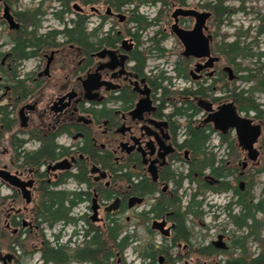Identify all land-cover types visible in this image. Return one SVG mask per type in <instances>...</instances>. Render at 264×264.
<instances>
[{
  "label": "flooded vegetation",
  "instance_id": "af4514ba",
  "mask_svg": "<svg viewBox=\"0 0 264 264\" xmlns=\"http://www.w3.org/2000/svg\"><path fill=\"white\" fill-rule=\"evenodd\" d=\"M37 1L0 0V264H111V228L130 241L116 264H264V227L256 237L253 224V206L264 199V102L260 113L239 110L243 60L225 45L247 33L224 39L219 0H55L57 9ZM143 6L158 7L157 15L141 14ZM137 15L151 25L138 30ZM50 20L64 27L44 30ZM65 27L73 33L49 35ZM257 33L264 36V17ZM151 56L163 64L151 65ZM190 125L209 136L194 150ZM221 149L225 159L215 154ZM204 150L219 170L192 184L195 152ZM192 186L203 208L220 198L209 244L195 232L207 228L204 219L191 215L190 240L177 241L184 231L176 216L187 211ZM244 196L250 219L240 226L233 217ZM58 252L67 257L48 260Z\"/></svg>",
  "mask_w": 264,
  "mask_h": 264
},
{
  "label": "trees",
  "instance_id": "16d2710c",
  "mask_svg": "<svg viewBox=\"0 0 264 264\" xmlns=\"http://www.w3.org/2000/svg\"><path fill=\"white\" fill-rule=\"evenodd\" d=\"M62 1V5L64 7H70L71 3L75 0H60ZM120 2L121 0H111L112 3L115 2ZM126 3H130L129 0H122ZM152 1H157V0H152ZM219 5L220 9H221V20L223 21L225 18L230 16L229 13V8L227 6H225V2H223L222 0H219ZM215 6H213V9L215 11ZM64 13V11H63ZM135 19H133V21L136 23H138V30H145L146 28H148L151 23H149L147 21V19L143 16H135ZM35 27H40L39 24L35 25ZM82 28H84V25L82 26ZM73 33V31L71 29H69L68 27H65L63 30H54L49 32V35L51 36L52 34L55 35H71ZM243 44V45H242ZM226 52L229 51H235L237 53V57H241L243 61H250L252 64H250L248 67L242 68L240 71H244L246 74L240 76V80L248 85H250L247 89H238V93H237V103H238V107L239 110L241 112H247L249 113L250 111H255L256 113H260L262 112L261 109V104L257 101L255 95L260 93V94H264V63H262V60L264 58V53H253L251 52V50L249 49V45H245V42L242 41H237L234 44H226ZM32 48V47H30ZM22 51L25 52L24 48H22ZM228 59L231 63H234V59L230 58V56H228ZM242 65V64H240ZM251 66L253 68H251ZM230 93V89L228 91ZM189 130H190V148L192 150H194V143L198 142V143H202L203 145H205L207 143V141L209 140V136L206 135L205 131H201L199 129H194L191 125L189 126ZM227 141V138L226 140ZM232 143V142H231ZM232 146L234 147V144L232 143ZM200 148V147H199ZM198 148V149H199ZM197 149V150H198ZM204 149V148H203ZM202 149V150H203ZM44 152H39L38 154V158H40L41 156H43ZM195 158H196V163L197 164H192V169H191V173H190V180L191 183L193 184L194 181L198 182L199 184H202L203 181L201 180L202 177L204 176L205 172L210 170L212 175H216V173L218 172L219 169L216 168V156L213 153L207 152L206 150L201 151V152H195ZM201 161V162H200ZM201 163V164H200ZM195 174H197V176H195ZM207 190H211L213 192H217V191H221L218 189H215L213 187L207 186L206 188ZM227 189V188H226ZM197 195L198 194H192L191 196V200L190 203L188 205L187 211L184 213V215L181 216H176V222H179L178 225H182L180 226L181 230L184 231V234H181V237H179L177 239V241H181V242H188L190 240V234L185 232L184 226L186 225V221L188 220V216L191 215L193 216L196 220L198 221H203L204 219V215L205 212L203 210V205L204 202L203 201H197ZM57 197H59L60 195H56ZM241 204H242V211L240 212L239 215L233 217L235 219L236 222H238L240 224V226L243 225H248L249 224V219H250V209H251V205L249 203L248 198L246 199V197L244 196V199L240 200ZM170 207L174 208V211L178 214H180V208L178 205H176L174 202L169 203ZM254 209V215H253V224H254V234L257 236H261L262 233H260V231L263 229L264 227V219H258L257 215L258 213H264V199L260 200L258 203H256L253 206ZM248 211V212H247ZM148 215H144L143 216V221L144 223H147L150 221V216L157 214L155 211H151L150 213H147ZM216 218V215L214 216ZM260 230V231H257ZM111 234H110V261L111 264H116L115 262H113V259H116V252L121 253V255L123 254L124 250H126L129 245H130V241L129 239L120 241L119 237H120V233L116 228H111L110 229ZM251 236V235H250ZM102 238V235H101ZM240 241V240H239ZM161 251H157V254H160ZM205 255L207 257H211L213 255H215L214 249L211 246L210 248L208 247L206 250ZM67 257V254L65 252H61V253H52V255L50 257H48V260L50 261H58L63 260L64 258ZM159 261V257L155 258L153 261V264H157ZM258 262L255 260L253 261V264H257ZM101 264V263H100Z\"/></svg>",
  "mask_w": 264,
  "mask_h": 264
},
{
  "label": "rangeland",
  "instance_id": "374dc122",
  "mask_svg": "<svg viewBox=\"0 0 264 264\" xmlns=\"http://www.w3.org/2000/svg\"><path fill=\"white\" fill-rule=\"evenodd\" d=\"M45 2V6H51L55 9L59 8L60 4H58L55 0H38ZM37 1V2H38ZM212 0H207V2H210ZM225 2V6L229 8L230 16L225 18L224 24L222 26V33L224 39H226L227 42H232L235 39V36L238 34H245L247 33V38L242 39V42H245V45H249V49L253 53H263L264 52V36H260L257 33V30L261 27V24L263 22L264 17V0H223ZM131 8V6H130ZM158 7H151V6H143L140 10V13L147 16L149 19L154 18L157 14ZM50 14L52 13L49 12ZM94 24L97 25L99 22L97 19L93 20ZM116 23V24H115ZM113 23L112 21L109 24H115L118 26V21ZM64 27V24H59L56 21L50 20L43 24V29L46 31H49V28L52 29H62ZM122 25L118 27L119 30H121ZM153 29H148L147 33L148 35H145V37L150 38L152 36ZM145 34V31L143 32ZM151 34V35H150ZM226 35V37H225ZM144 37V39H145ZM143 39V40H144ZM150 63L151 65L155 64H163L162 62H158L156 59H154L153 56H151ZM264 61L262 60V63ZM253 63V62H252ZM250 61H243L241 62L242 67H248L250 64H252ZM254 64V63H253ZM251 68H253L251 66ZM246 74L244 71L240 72V76ZM236 86L240 89H247L250 85L242 82L240 79L236 83ZM255 97L257 98L258 102L261 104L263 101V96L261 94H256ZM215 154L222 158H226L227 151L226 149H221L219 151H216ZM260 180H263L262 178ZM262 182V181H261ZM262 185L259 183L258 188L256 190V195L260 196ZM195 188L192 186L189 191V196L194 193ZM219 197L214 195L211 196L209 199L207 198L205 206L203 210H205V216H204V222L203 224L207 227L206 229H200L199 227L196 228L195 232L196 234H202L204 235V243L209 244L212 240H215V230L217 227L218 221H216V218L214 215H218V209L215 207L217 206V202L219 201ZM227 201V200H226ZM215 206L214 209L210 208V206ZM261 216V215H260ZM223 219L226 218L223 216ZM190 225L193 224V222H189ZM148 231L143 228L141 232V240L143 243L147 242L148 238ZM160 238L156 237L155 242H160ZM128 258L132 259L135 258V254H132L131 256H128ZM133 264H144L143 261L139 260L138 257L133 261Z\"/></svg>",
  "mask_w": 264,
  "mask_h": 264
},
{
  "label": "water",
  "instance_id": "95a60500",
  "mask_svg": "<svg viewBox=\"0 0 264 264\" xmlns=\"http://www.w3.org/2000/svg\"><path fill=\"white\" fill-rule=\"evenodd\" d=\"M5 12L6 13H8L9 12V9L7 8L6 10H5ZM180 13H182L183 15H185V16H187V15H190L192 12H187V11H182V12H180ZM194 14V13H193ZM203 16H206V17H209L210 16V14L209 13H206V14H204ZM10 21H13V19L11 18V20ZM227 71H229V72H231V69L230 68H228L227 69ZM218 118V117H217ZM219 121L220 120H217L216 119V124H217V129H222L221 127H219ZM228 122H231V121H224V123L225 124H229ZM233 122V121H232ZM244 130H245V128H244ZM242 128H241V126L239 127V131L240 132H245V131H247V127H246V130L244 131ZM247 143V142H246ZM246 143H244L243 142V140H242V142H241V145L245 148V149H247V150H249V151H252L253 150V144H252V142H248L247 144ZM246 144V145H245ZM3 175H4V173L3 172H1L0 171V177H3ZM142 201H140V203H141ZM166 226V223L164 222V223H158V222H156V223H154V227L156 228V229H158L163 235H165V236H168L169 234H170V230H164V227ZM222 240H220V242H221ZM219 243H214V245H218Z\"/></svg>",
  "mask_w": 264,
  "mask_h": 264
}]
</instances>
